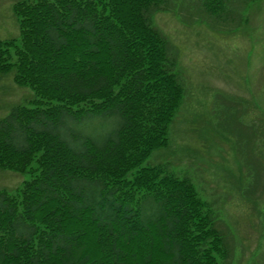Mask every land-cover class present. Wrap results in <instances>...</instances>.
Segmentation results:
<instances>
[{
    "label": "trees",
    "instance_id": "16d2710c",
    "mask_svg": "<svg viewBox=\"0 0 264 264\" xmlns=\"http://www.w3.org/2000/svg\"><path fill=\"white\" fill-rule=\"evenodd\" d=\"M166 3H13L18 36L0 37V74L35 98L0 117V169L34 163L37 173L18 196L0 189V264L229 260L221 222L191 180L143 165L167 147L183 99L152 24ZM205 8L225 13L221 0ZM99 119L108 126L92 128Z\"/></svg>",
    "mask_w": 264,
    "mask_h": 264
},
{
    "label": "rangeland",
    "instance_id": "374dc122",
    "mask_svg": "<svg viewBox=\"0 0 264 264\" xmlns=\"http://www.w3.org/2000/svg\"><path fill=\"white\" fill-rule=\"evenodd\" d=\"M16 1L0 0L2 38L18 36ZM208 2L167 0L152 15L183 99L167 147L143 165L191 180L226 235L230 258L220 264H264V0H221L225 13L217 14L206 10ZM33 98L31 89L13 82L12 72L0 74V117ZM90 125L107 127L108 121ZM35 168L0 169V189L18 196Z\"/></svg>",
    "mask_w": 264,
    "mask_h": 264
}]
</instances>
